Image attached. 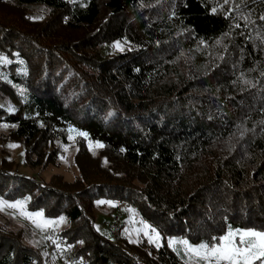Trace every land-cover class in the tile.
<instances>
[{"label":"trees","instance_id":"16d2710c","mask_svg":"<svg viewBox=\"0 0 264 264\" xmlns=\"http://www.w3.org/2000/svg\"><path fill=\"white\" fill-rule=\"evenodd\" d=\"M6 4L45 6L58 27L6 14ZM261 16L264 0H0V56L12 61L0 65V90L14 109L0 105V126L33 152L70 129L86 132L79 150L99 142L141 186L92 175L73 193L0 165V198L63 216L52 235L73 264H191L164 244L143 254L99 232L90 201L101 198L192 244L229 227L264 231ZM82 28L94 29L71 43ZM0 264L44 263L0 232Z\"/></svg>","mask_w":264,"mask_h":264},{"label":"rangeland","instance_id":"374dc122","mask_svg":"<svg viewBox=\"0 0 264 264\" xmlns=\"http://www.w3.org/2000/svg\"><path fill=\"white\" fill-rule=\"evenodd\" d=\"M22 8L23 9L17 8L9 4L3 6L6 14L16 15L17 17H21V15L23 16L24 14L28 21L38 23L40 27L45 25L48 29V26L54 25L52 29H57L56 13L52 12L51 9L42 5H32ZM39 17H42V19H39ZM38 25L36 24L34 27L38 28ZM93 29L94 28H82L78 31H73L70 37L73 40L70 42L74 43L75 40L80 41V39H83L84 36ZM58 31L60 32V28ZM88 49L89 48H83L81 52L88 53ZM95 50L97 52L101 51L100 53L103 55L100 47H96ZM1 64L5 63H0V65ZM0 89L2 88L0 87ZM9 102L8 95L5 94L3 90H0V105L7 106L6 103ZM7 107L10 106L8 105ZM70 135L73 139H69ZM78 137L79 135H77V132L69 131L65 142L54 141L52 144H46L45 141H39L34 146L36 150L33 152V148L30 147V145L25 146L21 141H16L13 138L10 128L0 126V165L44 183L57 186L67 185L73 193L81 187V184L83 185L82 177L85 179V182H90V179L94 177L92 175H99L98 177L112 176L118 181L128 182L137 187H141L138 180L135 179L137 173L133 167L124 164L114 156L108 155L104 147H96L95 141L84 140L83 146L85 149L79 150L80 140ZM10 145H18V147H10ZM29 160L32 162L36 161L40 164L38 166H33L31 163H28ZM80 164L84 172L91 171L86 174L92 176L89 177V180L85 178L86 176ZM101 200L112 201L114 206L108 203L97 204V201ZM90 204V214L96 219L95 228L99 232L102 234L109 232L121 245L126 247L130 245L143 254L145 249L148 250L149 254L152 250L157 249L156 243H149L148 237L144 235L143 231L137 232V229L143 228L140 221L147 222L140 216L136 207H131L127 203L110 198L90 201ZM128 209L134 211H128ZM64 226L65 224L62 222L41 230L35 226L31 219L22 215L18 209L4 207L3 210H0V232L3 233V235H10L19 239L21 243L33 249L44 264H73L70 255L67 252H62L63 244L61 246L60 243H53L54 238L52 234L59 231ZM159 233V245H166L188 263L196 264L194 254H186L184 245L176 243L169 246V240L174 239L179 241L186 239L185 237H164L161 232ZM200 243L201 242L191 244L195 246Z\"/></svg>","mask_w":264,"mask_h":264},{"label":"snow or ice","instance_id":"6c2138e0","mask_svg":"<svg viewBox=\"0 0 264 264\" xmlns=\"http://www.w3.org/2000/svg\"><path fill=\"white\" fill-rule=\"evenodd\" d=\"M70 2H73V0H70ZM223 2L224 4H228L229 0H223ZM211 11L215 13L217 12V8H212ZM242 18L247 20V17ZM39 19H42V17H39ZM261 19L264 20V16H261ZM236 26L239 27L240 25L237 24ZM225 35H227V33H225ZM219 42L220 41H217V43ZM113 47L121 51L123 50L120 41H116ZM11 62L12 61L8 60L6 57H0V63L7 64ZM21 63H23V61H21ZM20 94L23 95L22 90ZM8 110L10 112L14 111L11 106ZM3 127H7V125H3ZM70 131L76 130L70 129ZM77 135L86 139L88 137V133L82 131H77ZM69 139H73V137L70 135ZM10 147H18V145H10ZM96 147H103V145L99 142H96ZM27 199L28 198H25L24 200H17L12 203L0 199V210H3L4 207L18 209L22 215H25L28 219H31L35 226L41 230L65 221L63 216L59 217L58 221L45 219L42 211L35 213L26 212L24 210V205L26 204ZM104 203L113 205L112 201H97V204ZM128 211L134 210L128 209ZM140 223L143 225V228L137 229V232L139 233L140 231H143L144 235L148 237L149 243H156V246L159 247L160 245L158 240L160 238V233L157 231V229L145 223L144 221H140ZM53 243H55V241H53ZM168 243L169 246H172L176 243L184 245L186 254H194L196 258V264H264V231H256L252 229H232L229 227L224 235L219 237L214 236L212 237L211 241L201 242L195 246L186 239L179 241L172 239L169 240Z\"/></svg>","mask_w":264,"mask_h":264},{"label":"built area","instance_id":"2783aa9c","mask_svg":"<svg viewBox=\"0 0 264 264\" xmlns=\"http://www.w3.org/2000/svg\"><path fill=\"white\" fill-rule=\"evenodd\" d=\"M65 264H68V263H65Z\"/></svg>","mask_w":264,"mask_h":264}]
</instances>
